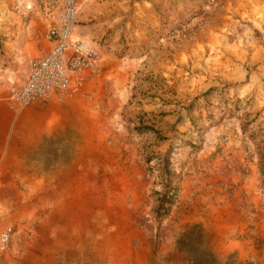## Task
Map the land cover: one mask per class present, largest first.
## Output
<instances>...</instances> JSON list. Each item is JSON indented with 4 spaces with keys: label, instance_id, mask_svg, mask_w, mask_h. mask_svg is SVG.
Masks as SVG:
<instances>
[{
    "label": "rangeland",
    "instance_id": "374dc122",
    "mask_svg": "<svg viewBox=\"0 0 264 264\" xmlns=\"http://www.w3.org/2000/svg\"><path fill=\"white\" fill-rule=\"evenodd\" d=\"M58 1L0 0V46L42 34ZM76 9L99 66L58 106L28 108L68 135L35 196L23 185L35 212L5 222L19 192L0 207L14 227L2 264H264V0ZM165 156L177 191L163 214Z\"/></svg>",
    "mask_w": 264,
    "mask_h": 264
},
{
    "label": "crops",
    "instance_id": "0c3cea01",
    "mask_svg": "<svg viewBox=\"0 0 264 264\" xmlns=\"http://www.w3.org/2000/svg\"><path fill=\"white\" fill-rule=\"evenodd\" d=\"M75 31L78 38L92 42L90 34H83L78 26ZM51 46L52 42L44 39L42 34H11L0 46V207L10 211L13 192H19L18 198L21 200L16 213L9 214L5 222L8 219L10 222L17 221L35 212V204L22 202L26 199L23 185L28 184V191L35 196L34 184L38 182L39 176L47 175L42 168L54 165L63 156L61 145L67 140V130L30 123L34 113L28 108L58 106L54 99L31 103L19 113L13 111L8 101L9 87L14 83L22 84L27 77L31 59L43 56ZM97 68L82 75H72L68 92L83 86ZM53 144L60 145V153L55 160L51 158Z\"/></svg>",
    "mask_w": 264,
    "mask_h": 264
},
{
    "label": "built area",
    "instance_id": "2783aa9c",
    "mask_svg": "<svg viewBox=\"0 0 264 264\" xmlns=\"http://www.w3.org/2000/svg\"><path fill=\"white\" fill-rule=\"evenodd\" d=\"M76 2L58 1L54 23L42 33L44 39L52 42L50 50L43 56L32 58L25 81L10 88L8 100L15 113L34 102L62 98L69 90L72 75H82L98 67V51L86 40L73 36ZM13 234L12 225L0 229V264Z\"/></svg>",
    "mask_w": 264,
    "mask_h": 264
},
{
    "label": "trees",
    "instance_id": "16d2710c",
    "mask_svg": "<svg viewBox=\"0 0 264 264\" xmlns=\"http://www.w3.org/2000/svg\"><path fill=\"white\" fill-rule=\"evenodd\" d=\"M142 129L144 131H155L151 126H146V125H142ZM261 156H262L261 169L262 172L264 173V151L262 152ZM163 161H164L165 172L168 175V180L165 184L164 192L161 194L159 198L158 210L164 209L162 213L166 214L169 209V206L172 204L174 198L176 197L177 187L173 185L174 176L173 175L171 176L170 171L167 168L168 166L167 156L163 158Z\"/></svg>",
    "mask_w": 264,
    "mask_h": 264
},
{
    "label": "bare ground",
    "instance_id": "6f19581e",
    "mask_svg": "<svg viewBox=\"0 0 264 264\" xmlns=\"http://www.w3.org/2000/svg\"><path fill=\"white\" fill-rule=\"evenodd\" d=\"M73 36L75 37V38H78V34L76 33V31L74 30V32H73ZM77 34V35H76ZM85 39V38H84ZM86 41H87V43L89 44V45H91V42L89 41V40H87V39H85ZM92 46V45H91Z\"/></svg>",
    "mask_w": 264,
    "mask_h": 264
}]
</instances>
